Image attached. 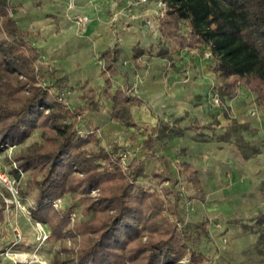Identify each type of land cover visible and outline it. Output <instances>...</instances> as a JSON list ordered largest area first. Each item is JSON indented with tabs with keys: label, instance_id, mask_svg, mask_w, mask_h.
<instances>
[{
	"label": "trees",
	"instance_id": "obj_1",
	"mask_svg": "<svg viewBox=\"0 0 264 264\" xmlns=\"http://www.w3.org/2000/svg\"><path fill=\"white\" fill-rule=\"evenodd\" d=\"M162 1L165 11L158 26L162 41L155 55L171 59L181 50L210 45L213 56L208 60L217 79L213 91L222 108L229 107L228 101L240 88L253 92L255 101L264 106V0ZM12 10V0H0V143L21 144L34 131H41L40 141L15 154L19 167L27 173L21 194L32 195L31 216L49 226L51 238L79 242L70 249L66 263L181 264L188 254L187 264L208 261L198 244L210 234L209 220L185 222L179 211L180 182L190 184L193 198L204 201L206 197L199 170L182 161L179 175L173 176L168 158L159 157L162 166L151 173L154 185H142L139 179L146 174L145 162L155 157L156 128L147 129L151 132L143 140L145 158H131L124 169L119 153L125 149L120 144L100 145L96 129L82 126L81 118L87 119L104 106L105 95L112 101V120L126 129H140L132 107L143 105L144 100L129 93L126 83L113 89L114 76L120 70L117 51L101 53L104 88L97 90L84 80L80 86L83 103L71 108L61 96L69 75L58 74L43 60L29 38L32 32L20 27ZM142 54L144 49L137 43L132 58L137 61ZM234 124L237 133L239 125ZM202 127L195 124L196 130ZM212 138L233 139L230 132L213 133ZM239 146L248 157L244 143ZM253 150L257 153L260 148ZM92 189L99 190L97 197ZM66 193L78 201L85 216L74 227L69 216L72 209L61 214L53 204ZM5 208L0 196V221ZM249 228L264 242V214Z\"/></svg>",
	"mask_w": 264,
	"mask_h": 264
},
{
	"label": "crops",
	"instance_id": "obj_2",
	"mask_svg": "<svg viewBox=\"0 0 264 264\" xmlns=\"http://www.w3.org/2000/svg\"><path fill=\"white\" fill-rule=\"evenodd\" d=\"M69 1L12 0V5L15 19L21 28L32 32L29 38L40 49L46 62L58 74L69 75L68 87L64 89H81L84 80H88L89 85L97 89H103L104 67L99 64V60L96 61V56L108 49L117 51V65L120 70L114 76L113 89L125 86L126 83L129 93L144 100L143 105L132 107L134 121L140 129L132 127L129 130L143 133L144 140L151 132H147L148 127H154L157 129L154 133L157 144V127L162 128L159 136L164 139L165 151L163 156L155 153L153 158L158 162L159 157L169 155L167 150L175 144L181 146L180 142L184 140L182 135L185 134L189 140L183 147L181 159L177 160L180 163L189 161L199 170L206 197L204 201L191 197L193 208L188 216L191 217V222L205 218L209 220L210 234L206 237L211 242V245H207L209 252L216 255L221 264H264L260 258L253 259V256L249 261L243 258L245 251L250 248L255 249L256 257L264 259V242H259V233L249 228L258 215L264 214V145L261 147L244 141L249 154L247 157L239 147V142L242 143L240 135L233 137L230 142L212 138L213 133H221L218 131V127L221 128L223 124L219 114L220 103L217 107L214 104L205 107L204 102H191L193 95L187 96V89H184L182 81V74L187 75L191 67L179 68L174 59L175 55L171 59L155 55L154 49L162 41L159 28L149 24V21L156 22L159 19L156 0L139 4L138 0H76L73 8H69ZM79 14L90 16L85 28L74 19ZM121 19L126 21H120ZM137 43L144 49V54L136 61L132 54ZM148 57L152 60L147 61ZM192 68L194 70V66ZM201 74L194 72V77ZM102 99L104 106L101 110L91 112L86 123L96 127L98 131L103 129L110 133L114 126L112 122L119 123L110 117L112 101L105 95ZM228 105L223 110H230L229 102ZM214 111H217L215 119H203L199 116L203 114L205 117ZM172 114H185L190 119L186 124L187 128L181 126L183 130H179L176 135L168 134L163 127V124L169 126L163 122ZM223 114L226 116L225 112ZM235 122L239 128H248L247 121L232 117L230 125L235 127ZM198 123L203 126L200 130L195 128ZM206 131H211V135H206ZM200 137H205L206 140H201ZM233 144L238 146L237 154H226V146L230 148ZM256 146L260 148L259 152L252 153ZM136 156L130 155V159ZM167 162L171 168L170 161ZM161 166L160 162L159 167ZM180 186L181 189L185 187L181 182L177 188Z\"/></svg>",
	"mask_w": 264,
	"mask_h": 264
},
{
	"label": "rangeland",
	"instance_id": "obj_3",
	"mask_svg": "<svg viewBox=\"0 0 264 264\" xmlns=\"http://www.w3.org/2000/svg\"><path fill=\"white\" fill-rule=\"evenodd\" d=\"M11 14L14 16V10H12ZM120 21H126V19H121ZM158 23L159 19L156 22L154 20L149 21V24H151L152 27L155 25L157 26ZM157 49L158 47L155 48L154 51L156 52ZM202 50L204 51V47L190 51L181 50L175 55L174 59L179 68L184 69L191 67L188 72L187 70L185 71L187 72V75L182 74V76L188 79L185 80L183 77L182 81L185 86L184 89H187V96L189 97V94L193 95L191 102L194 104H202L204 102V105L206 104L205 107H208V105L211 107L213 104L217 107V105H219V100L218 96L213 91V87L217 82V79L213 72L212 64L209 62L208 58L204 57ZM96 61H98V59H96ZM191 63L193 64L192 66ZM99 64L102 63L99 62ZM193 66L194 70L192 68ZM198 66L201 68L199 69ZM102 67H104L103 64ZM197 71L202 74L194 77V72ZM83 92L84 89H64L61 96L67 105L74 108L82 105L83 102L80 99V95ZM255 97L256 95L253 92L245 88H240L238 95L234 99L228 101L231 106L230 110H223L220 105L221 112L219 114L221 115V121L223 124L221 125V128L218 127V131H221V133L230 132L232 133V137L240 135L242 143L247 141L246 143H255L257 146L260 145L262 147V145H264V106H260L255 101ZM213 108L214 107H212V109ZM224 112L226 116L223 114ZM216 114L217 111H214L212 114H208V116L205 115L204 117L203 114H199V116L203 119L206 117L207 119H215L214 116ZM232 117H236L241 121H247L248 128L240 127L238 134L235 133L233 126L230 125ZM189 121V117L185 114L181 116L172 114L167 117L165 122H163L168 123L169 126L167 127L163 123L162 124L168 134L176 135L183 130L181 126L187 128L186 124ZM81 122L83 128L85 129H96V133L100 138V145L111 147L114 144H120L123 149L130 151V155H137V157L141 159L147 152V150L142 147L144 134L141 132H131L129 129L124 128L120 124L112 122L114 125L112 127L113 131L111 130V132L108 133L103 129L98 131L97 128L89 125L88 122L86 123V118H81ZM170 122L172 123L170 124ZM102 126H105V124ZM157 128L161 134L162 128ZM131 133H133V136H131ZM159 133L157 136L159 139L154 151L157 155L159 154L163 156L165 151L163 149L164 139H160ZM206 133V135H211V131H206ZM41 139V131L36 130L25 142L21 144L5 146L0 143V166L6 173L9 174L11 179L15 181L14 185L18 191L14 197L7 187L0 184V196L3 197L6 203L5 217L3 221H0V264H68L66 261L71 255L70 249L73 246H79V242L74 244L72 239L69 237L65 240H56L51 238L49 226L40 221L33 220L31 216L30 205L32 204V195L28 194L22 196L21 194V189L25 187L27 173L19 167L18 161L15 160V154L17 152L24 151L33 142L40 141ZM182 139L184 140L180 142V147L178 146L179 144H175V146L167 150L169 155H166V157L170 161V169L173 176L179 175L178 172L180 162L177 159H181L180 155L183 152V147H185L187 144L186 142L189 141L187 137H185V134L182 135ZM226 147L228 148V146ZM227 148L226 154H237L238 146L236 144L231 145L228 149ZM157 166H160V161L158 162L156 158L146 160V174L139 179V183L142 185L153 186L155 182L151 173ZM183 184L185 186L184 189H181V186L179 188L182 193V199L179 203V211L185 222H191V217L189 218L188 213L193 208V200H191V197L193 196L194 191L191 189L190 184ZM166 185H170V183H167ZM92 195L97 197L99 195V190L92 189ZM59 199H61V203L58 202ZM53 204L61 214L65 213L68 209H72L69 213L72 227L85 217L82 213L81 207H77L78 201L71 193H66L63 196L57 197ZM77 240L80 241V235H77ZM208 244L211 245V242L207 241L206 237L198 244V247L204 251L208 257V261L204 264H221V262H219V258L209 252V248L207 246ZM254 250L248 248L245 251L243 254L245 261H249L253 256V259L260 258V261L264 262L263 257H256L257 253L254 252ZM190 257V254L185 256L180 261L181 264L189 263Z\"/></svg>",
	"mask_w": 264,
	"mask_h": 264
},
{
	"label": "built area",
	"instance_id": "obj_4",
	"mask_svg": "<svg viewBox=\"0 0 264 264\" xmlns=\"http://www.w3.org/2000/svg\"><path fill=\"white\" fill-rule=\"evenodd\" d=\"M149 0H138L137 4L139 3H146ZM76 4V0H70L69 1V8H73ZM157 5L159 7V10L157 11V15L159 17H163L164 16V11H165V3L162 0H158L157 1ZM74 19L76 21L77 24H79L82 28H85V26L89 23L90 21V16L87 14H79V15H75ZM159 23L157 24V26L155 25V27H158ZM205 58H211L213 56V52L211 49L210 45H207L204 47V53H203ZM45 57L43 56V60ZM97 59L99 60L100 63L103 64L104 66V59L101 57V55L97 56ZM46 61V60H45ZM129 91V90H128ZM130 92V91H129ZM12 148V147H11ZM120 155V159H121V163L123 165L124 169H127L129 166V161H130V151H121L119 153ZM0 184L4 185L5 187H7L9 189V191H11L12 195L15 197L16 194L18 193V191L16 190L15 187V181L11 179V177L9 176L8 173H6L2 167L0 166ZM182 189H184V187H182ZM59 203H61V199L58 200Z\"/></svg>",
	"mask_w": 264,
	"mask_h": 264
}]
</instances>
